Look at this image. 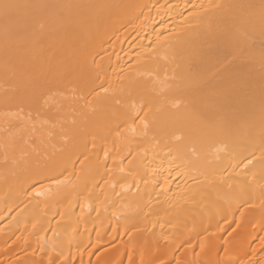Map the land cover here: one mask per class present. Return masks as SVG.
I'll list each match as a JSON object with an SVG mask.
<instances>
[{"label":"bare ground","instance_id":"6f19581e","mask_svg":"<svg viewBox=\"0 0 264 264\" xmlns=\"http://www.w3.org/2000/svg\"><path fill=\"white\" fill-rule=\"evenodd\" d=\"M256 223L264 0H0V264H264Z\"/></svg>","mask_w":264,"mask_h":264},{"label":"rangeland","instance_id":"374dc122","mask_svg":"<svg viewBox=\"0 0 264 264\" xmlns=\"http://www.w3.org/2000/svg\"><path fill=\"white\" fill-rule=\"evenodd\" d=\"M258 219V218H257ZM257 224V223H256ZM255 224V225H256ZM259 225H261L260 223H258ZM257 224V227L256 226H254V227H256V228H258V225ZM261 227H262V225L259 227L260 228V234H259V231H258V234H256V235H258L257 237H253V239L251 240V241H249L250 242V244L251 245H254V244H257L258 242H262V241H264V235H263V233H264V226L262 227V231H261ZM228 229H232V225H225L224 226V228H223V230H222V232H220V233H223L224 231H227ZM262 232V233H261ZM129 234V233H128ZM128 234L127 235H124L122 238H127V236H128ZM263 235V236H262ZM190 236L192 237V239L190 238ZM5 237V234H4V232H2V233H0V239L1 238H4ZM259 237L261 238V240H258L259 239ZM16 238V236L15 237H12V239H10L11 241H13L14 239ZM187 238V239H186ZM258 238V239H257ZM194 238H193V234L191 233V232H188V231H186V232H180V233H175V234H173V235H171V234H169V236H168V238L166 239V241L165 242H183V243H181L178 247H177V253H180V251L183 249V247L185 246V242H192V240H193ZM7 241V242H11V241ZM114 242V243H113ZM113 242H107V243H105V245L101 248H97V249H94V250H92L91 251V253H90V256H93V257H95V255H97L99 252L100 253H102L103 251H106L108 248H110V247H112L111 245H113L114 246V244L116 243V240L115 241H113ZM118 243V242H117ZM219 243V242H218ZM218 243H216L215 245H210L209 246V249H210V247H211V249L210 250H212V248L213 249H215V248H219V244ZM107 244V245H106ZM220 252H218V255H217V258H218V256H222L223 255V251H221V246H222V243L220 242ZM91 245V244H90ZM116 245V244H115ZM250 245V246H251ZM260 245V244H259ZM258 245V246H259ZM216 246V247H215ZM261 247V246H260ZM88 248H89V246H87L86 247V250L88 251ZM259 248V247H258ZM85 249V248H84ZM83 249V250H84ZM261 249V248H260ZM86 250H84V252L82 251L81 253H82V255H83V253H85L86 252ZM219 250V249H218ZM264 250V249H263ZM94 251V252H93ZM213 251V250H212ZM262 251V250H261ZM221 252H222V255H221ZM87 253V252H86ZM94 253V254H93ZM121 254H123V255H120L121 257L123 256V258H125L124 256H128V254H126L127 252H120ZM263 253V252H262ZM92 254V255H91ZM220 254V255H219ZM236 254V253H235ZM235 254H234V256L232 255H230L229 256V254H227V255H225V257H227V260L225 259V257H224V259H225V261H227L225 264H230V263H232L229 259H231V260H234L235 259ZM260 254H261V252H260ZM86 255V254H85ZM84 256V255H83ZM93 257H91V259H90V257H89V259H90V261L91 260H93ZM229 257V258H228ZM231 257V258H230ZM84 258V257H83ZM234 258V259H233ZM114 260V259H113ZM112 259H110V260H107V262L105 263L104 262V264H107L108 262L110 263V264H116V262L114 263H111L110 261H113ZM83 261V260H82ZM115 261V260H114ZM89 262V261H88ZM92 262V261H91ZM90 262V263H91ZM89 263V264H90ZM108 263V264H109ZM153 264L152 262H150V261H146V263L144 262L143 264ZM73 264H81L80 262H79V260H77L76 262H74ZM117 264H121V263H117ZM234 264V263H233ZM237 264V263H236ZM254 264H257V261H255V263Z\"/></svg>","mask_w":264,"mask_h":264},{"label":"snow or ice","instance_id":"6c2138e0","mask_svg":"<svg viewBox=\"0 0 264 264\" xmlns=\"http://www.w3.org/2000/svg\"><path fill=\"white\" fill-rule=\"evenodd\" d=\"M3 7H4L5 9H8V8L12 7V5L4 4Z\"/></svg>","mask_w":264,"mask_h":264}]
</instances>
